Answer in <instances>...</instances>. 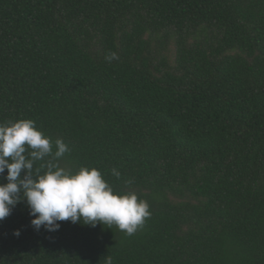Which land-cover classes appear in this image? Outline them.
Returning <instances> with one entry per match:
<instances>
[{
	"label": "trees",
	"instance_id": "trees-1",
	"mask_svg": "<svg viewBox=\"0 0 264 264\" xmlns=\"http://www.w3.org/2000/svg\"><path fill=\"white\" fill-rule=\"evenodd\" d=\"M20 118L151 216L37 231L21 199L0 264H264V0H0V122Z\"/></svg>",
	"mask_w": 264,
	"mask_h": 264
},
{
	"label": "clouds",
	"instance_id": "clouds-1",
	"mask_svg": "<svg viewBox=\"0 0 264 264\" xmlns=\"http://www.w3.org/2000/svg\"><path fill=\"white\" fill-rule=\"evenodd\" d=\"M118 58L115 52L105 56L109 63ZM69 151L62 138L53 144L30 118L0 122V176L6 180L0 182V221L26 199L37 231L43 226L54 232L60 221L70 220L93 227L97 223L115 225L128 236L135 234L151 216L148 202L135 192L115 191L95 167L80 166L73 171L60 166L59 159ZM37 161L43 163L35 167ZM111 173L117 179L121 176L116 168ZM13 234L20 232L17 229ZM106 264H112L110 256Z\"/></svg>",
	"mask_w": 264,
	"mask_h": 264
},
{
	"label": "rangeland",
	"instance_id": "rangeland-1",
	"mask_svg": "<svg viewBox=\"0 0 264 264\" xmlns=\"http://www.w3.org/2000/svg\"><path fill=\"white\" fill-rule=\"evenodd\" d=\"M172 50H173V46H172Z\"/></svg>",
	"mask_w": 264,
	"mask_h": 264
}]
</instances>
